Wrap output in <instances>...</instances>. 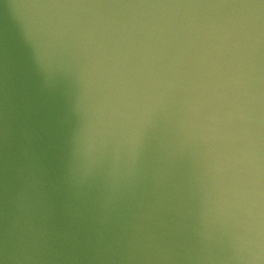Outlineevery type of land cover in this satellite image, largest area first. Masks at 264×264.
<instances>
[{
    "label": "clouds",
    "instance_id": "1",
    "mask_svg": "<svg viewBox=\"0 0 264 264\" xmlns=\"http://www.w3.org/2000/svg\"><path fill=\"white\" fill-rule=\"evenodd\" d=\"M0 264H264V0H0Z\"/></svg>",
    "mask_w": 264,
    "mask_h": 264
}]
</instances>
